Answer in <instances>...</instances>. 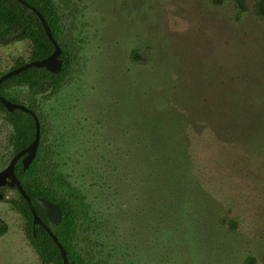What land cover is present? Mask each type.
Wrapping results in <instances>:
<instances>
[{
    "label": "rangeland",
    "instance_id": "374dc122",
    "mask_svg": "<svg viewBox=\"0 0 264 264\" xmlns=\"http://www.w3.org/2000/svg\"><path fill=\"white\" fill-rule=\"evenodd\" d=\"M53 1L68 75L56 92H8L40 119L45 153L26 177L75 205L84 260L264 264V0ZM31 49L27 39L0 42V74ZM157 112L180 114L189 143L195 184L181 192L190 199L185 222L207 217L167 238L160 224L176 223L160 220L155 181L145 178L143 135ZM11 134L0 117V170L13 156ZM0 217L8 226L0 264H41L24 218L3 199Z\"/></svg>",
    "mask_w": 264,
    "mask_h": 264
},
{
    "label": "trees",
    "instance_id": "16d2710c",
    "mask_svg": "<svg viewBox=\"0 0 264 264\" xmlns=\"http://www.w3.org/2000/svg\"><path fill=\"white\" fill-rule=\"evenodd\" d=\"M25 1L34 6L46 19L53 37L61 47L60 58L63 60V68L59 73H52L45 68L30 67L2 81L0 83V95L16 103L21 102L13 99L12 95L8 92L11 87L26 85L30 93L34 95L44 94L48 91L56 92L63 85L72 62L71 50L63 39V25L54 1ZM26 39L32 43L28 61L43 59L49 56L54 49L52 42L47 37L34 11L23 6L17 0H0V42L7 44ZM25 62L27 61L18 60L16 65L11 69ZM30 109L36 113L33 108ZM159 113L157 112L151 117V123L143 135V139L145 140L144 151L146 150L148 166L152 168V170L146 169L145 178L148 181H155L154 192H157L155 195H158L157 203L160 208V220L162 221L164 218V220L170 223H176L175 225L173 224V227L164 226V222L160 224V234L162 233L167 238L171 229L177 230L178 228L176 227L178 225L186 228V231H188L187 226L190 225V228L197 227V224L200 225L207 217L203 210L202 214L198 213L194 215L196 221L185 222V214L189 212L190 208L188 201L190 199L187 200V196L185 194L182 195L181 192H189L188 189L191 191L195 184L190 171L189 143L183 131V122L179 120L180 114L175 115L176 118H173ZM0 117L12 128L10 145L14 156L34 140L36 133L35 121L29 113L19 109L9 112L2 103H0ZM44 153L45 149L39 143L36 157L26 170L23 169L20 159L18 160L15 166L16 175L20 179L24 190L31 198L38 216L52 229L58 241L66 249L69 264H89L84 260L83 254L78 248L79 243L77 244L76 242L77 235H79L80 215L77 213L75 205L64 194L54 189L52 185L45 183L41 179L37 180L35 178L30 180L26 177L39 170ZM151 165H154V167ZM6 189L10 188H0V192L4 195L3 200L10 203L13 209L24 218L26 236L38 254L41 264H64L60 250L51 236L40 225L33 227L32 213L18 189L16 187L13 188L16 195L10 198L6 197ZM143 192L146 195L151 194L149 188H144ZM38 197L46 198L61 208L62 219L60 224L55 225L48 220L45 211L36 201ZM203 200L208 206L209 201L207 198H203ZM7 231V224L0 217V237L6 234ZM198 234L200 235V232L196 231L197 236ZM181 238L183 236L180 235L179 239ZM194 240L198 241L195 237ZM253 262L254 259L251 258L246 260L245 264H253Z\"/></svg>",
    "mask_w": 264,
    "mask_h": 264
},
{
    "label": "water",
    "instance_id": "95a60500",
    "mask_svg": "<svg viewBox=\"0 0 264 264\" xmlns=\"http://www.w3.org/2000/svg\"><path fill=\"white\" fill-rule=\"evenodd\" d=\"M17 1L20 2L23 6H26L30 10L35 12V14L37 15V17L39 18L42 24L43 29L45 30L47 37L52 42L54 49L49 56L43 59L27 61L24 64L18 67H15L13 69H10L9 71L3 73L2 75H0V83L8 79L12 75H16L30 67L45 68L46 70L52 73H59L61 72L63 68V60L60 58V55L62 52L61 47L59 46L58 42L53 37V34L51 32V29L46 19L34 6L30 5L25 0H17ZM0 103H2L9 112H13L15 109H19L21 111L29 113L35 121V128H36L34 140L25 149L16 153L11 158L8 165L4 169L0 170V188L9 187L10 189H13L16 187L18 189L20 194L26 200L29 206V209L32 213L33 227L40 225L51 236V238L53 239V241L56 243L57 247L60 250L63 263L69 264L66 249L58 241V238L56 237L52 229H50L38 216L32 204L31 198L28 196V194L24 190L22 183L20 179L17 177L16 172H15V166L19 159L22 163L23 169L26 170L31 165V163L36 157L37 149L40 143V121L38 119V116L26 105L22 103L12 102L8 100L6 97H4L3 95H0ZM3 197H4L3 193L0 192V199H3ZM36 201L41 205V207L45 211V214L50 222H52L55 225L60 224L61 219H62V210L57 204L43 197H38Z\"/></svg>",
    "mask_w": 264,
    "mask_h": 264
}]
</instances>
